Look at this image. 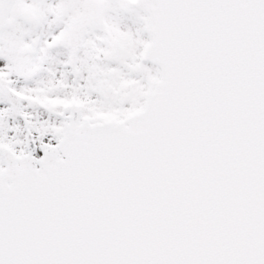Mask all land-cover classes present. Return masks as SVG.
<instances>
[{
  "label": "snow or ice",
  "instance_id": "6c2138e0",
  "mask_svg": "<svg viewBox=\"0 0 264 264\" xmlns=\"http://www.w3.org/2000/svg\"><path fill=\"white\" fill-rule=\"evenodd\" d=\"M0 264H264V0H0Z\"/></svg>",
  "mask_w": 264,
  "mask_h": 264
}]
</instances>
